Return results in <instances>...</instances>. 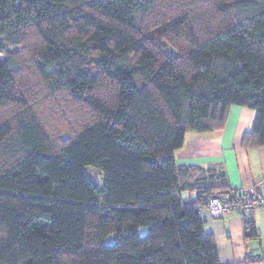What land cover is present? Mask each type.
<instances>
[{
    "label": "trees",
    "instance_id": "obj_1",
    "mask_svg": "<svg viewBox=\"0 0 264 264\" xmlns=\"http://www.w3.org/2000/svg\"><path fill=\"white\" fill-rule=\"evenodd\" d=\"M0 53V264H221L204 201L238 189L175 152L233 105L264 145V0H0ZM31 74L88 118L46 125Z\"/></svg>",
    "mask_w": 264,
    "mask_h": 264
},
{
    "label": "crops",
    "instance_id": "obj_2",
    "mask_svg": "<svg viewBox=\"0 0 264 264\" xmlns=\"http://www.w3.org/2000/svg\"><path fill=\"white\" fill-rule=\"evenodd\" d=\"M254 117L251 108L231 106L222 129L186 133L183 145L175 152L177 162L220 170L233 189L264 187V145L243 144ZM205 216V227L214 236L221 264H264L260 260L246 261L249 246L243 238L242 215L230 211L219 218ZM245 216L256 224L255 210Z\"/></svg>",
    "mask_w": 264,
    "mask_h": 264
},
{
    "label": "rangeland",
    "instance_id": "obj_3",
    "mask_svg": "<svg viewBox=\"0 0 264 264\" xmlns=\"http://www.w3.org/2000/svg\"><path fill=\"white\" fill-rule=\"evenodd\" d=\"M2 59H3V55L0 53V60ZM27 71L31 73L30 69H28ZM31 77H34V76L31 74L29 78L27 79L29 82V86L32 85L35 88L34 87L31 88L33 90V93L30 96V100L32 101L35 99L38 102L39 101L38 97L40 96L42 97V101L40 102H43V103L40 105V109L43 114L42 118L43 120L46 121V125L48 124L55 131H60L59 126L64 127L62 122H64L65 120L63 117L60 118V114L61 112L64 113L65 111H69L71 113L72 124L70 125L76 128L78 127L77 125L81 120L83 121L88 118L87 111H85L82 107H79L78 103H74L68 98L58 95V94H55L54 96H52V94L48 93L47 90L43 89L42 87L36 88L38 86V83L35 81L34 78H31ZM60 108L62 109V111L60 110ZM8 112L9 111L5 109L4 111H0V115L2 114L5 115ZM75 117L78 119L77 120L74 119ZM188 133L190 134V131ZM86 170L90 178L97 185H100L101 177L99 173H97L96 169L92 168V166H88ZM261 208H264V207L254 208L255 217H256V228L260 234V240H259V243L257 244L258 249L255 252H260L261 250L264 249V209H261ZM245 215H247V213Z\"/></svg>",
    "mask_w": 264,
    "mask_h": 264
},
{
    "label": "built area",
    "instance_id": "obj_4",
    "mask_svg": "<svg viewBox=\"0 0 264 264\" xmlns=\"http://www.w3.org/2000/svg\"><path fill=\"white\" fill-rule=\"evenodd\" d=\"M255 207H264V187L256 185L228 194L210 195L204 201L205 213L215 218L230 211L243 215L252 212Z\"/></svg>",
    "mask_w": 264,
    "mask_h": 264
},
{
    "label": "water",
    "instance_id": "obj_5",
    "mask_svg": "<svg viewBox=\"0 0 264 264\" xmlns=\"http://www.w3.org/2000/svg\"><path fill=\"white\" fill-rule=\"evenodd\" d=\"M257 244H258L257 241H252V240L249 241L248 242V246H249L248 253H253L254 251H256L258 249Z\"/></svg>",
    "mask_w": 264,
    "mask_h": 264
}]
</instances>
